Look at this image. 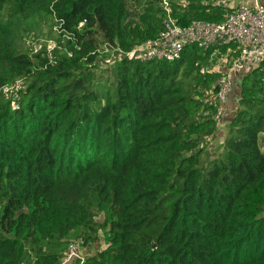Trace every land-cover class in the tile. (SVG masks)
Instances as JSON below:
<instances>
[{"label": "trees", "instance_id": "1", "mask_svg": "<svg viewBox=\"0 0 264 264\" xmlns=\"http://www.w3.org/2000/svg\"><path fill=\"white\" fill-rule=\"evenodd\" d=\"M156 2L0 0V87L26 85L18 109L0 94V264H61L71 242L101 237L106 247L69 264H264V61L238 81L223 128L203 100L219 77L200 67L215 47L120 58L99 89L104 45L156 37ZM170 2L181 26L232 10ZM53 18L57 45L26 49Z\"/></svg>", "mask_w": 264, "mask_h": 264}, {"label": "built area", "instance_id": "2", "mask_svg": "<svg viewBox=\"0 0 264 264\" xmlns=\"http://www.w3.org/2000/svg\"><path fill=\"white\" fill-rule=\"evenodd\" d=\"M190 45L204 50L228 48L225 57L228 64L219 71L216 87L208 90L203 98L216 108L214 119L221 121L233 90L234 77L242 78L264 61V0L241 1L232 7L224 20L218 22L193 20L189 25L181 26L169 15L164 19L158 35L139 44L131 51L129 58L174 61ZM201 72L210 73L204 66ZM19 88V81L0 87V94L12 99L13 109L19 108ZM209 112L205 111V114ZM75 258L84 259L79 241L68 245L61 264H69Z\"/></svg>", "mask_w": 264, "mask_h": 264}, {"label": "rangeland", "instance_id": "3", "mask_svg": "<svg viewBox=\"0 0 264 264\" xmlns=\"http://www.w3.org/2000/svg\"><path fill=\"white\" fill-rule=\"evenodd\" d=\"M240 1L241 0H204V3L205 4L206 3L207 4L208 3L222 4L225 6L233 7V6H236V4ZM174 2L179 3L181 6L188 4V0H174ZM153 7H155V9L156 8H159V9L163 8L164 9V11L159 13V16L164 14L165 15L164 18H167V16L170 15L174 20H176L177 17L173 16L174 15L173 12H175L176 14L179 12V9L177 7H176V11H175V6H172V3L170 2V0H162L161 4L156 2L153 5ZM130 8L135 9L134 6H130ZM150 19L152 20V22H154L158 19V15L153 12V13H151ZM44 22H46L48 24H45ZM56 22H57L56 18H53V21L52 20L51 21H45V20L41 21V30L43 31L42 34L36 35L35 33H32L30 36L23 38L24 47L26 49L27 48L29 49L30 45H31V48H33V52L40 51V49L44 46V44H47L48 50H51L53 47H55L57 45V42L55 41V37H59V34L61 32L60 25L56 24ZM50 33L54 37H50L49 36ZM134 49H131L130 51L122 50L119 45L118 46L116 45V47L113 49V51L110 49H107L106 45H104V48L102 50L100 49L101 50V52L99 54L100 61L97 62V67L99 66L97 83L99 85L100 90H102V88L105 84L110 85L109 79H112V73H111V67H108V66L113 64L115 61H117L120 58H123V57L129 58L131 51ZM215 51L217 53H214ZM214 52H212L209 55L206 63H202L201 65L206 67L210 71V73L217 72L218 76H219V71H221L223 68H225L227 66L228 62H226L227 59L225 58L226 57L225 52L220 53L218 51V48H216V47L214 49ZM224 59H225V61H224ZM202 66H200V67H202ZM16 81H19L20 85H21V88L18 89V95H19V99H20V91H21V89L25 88L26 85H25L23 79H17ZM10 84H12V83H10ZM238 86L240 87V84L237 85V88H238ZM233 91H235V81H234V86H233L232 92ZM203 98H204V96H203ZM219 141H222V140L217 139L216 141H214L213 139H210L209 144H211V147L214 148L218 145ZM98 220H102V218L99 217ZM104 247H106V244L104 243V240L101 237L99 239V241L92 246L91 249L83 247L81 245V254L83 257H86L87 255H90V253L93 254V253L97 252L98 250L103 249Z\"/></svg>", "mask_w": 264, "mask_h": 264}, {"label": "crops", "instance_id": "4", "mask_svg": "<svg viewBox=\"0 0 264 264\" xmlns=\"http://www.w3.org/2000/svg\"><path fill=\"white\" fill-rule=\"evenodd\" d=\"M241 1H246V2H250V0H241ZM239 3V2H238ZM237 3V4H238ZM236 4V5H237ZM215 53V52H214ZM217 53V52H216ZM234 81H235V91H233L229 98H228V101L226 103V107H225V113H224V116L222 117L221 119V122H222V127L223 128L232 118V113H233V109L235 107H237L238 105V101H239V90H240V87L238 86L237 88V85L240 84L238 81L241 79L239 76H235L234 77ZM235 92V93H234Z\"/></svg>", "mask_w": 264, "mask_h": 264}]
</instances>
